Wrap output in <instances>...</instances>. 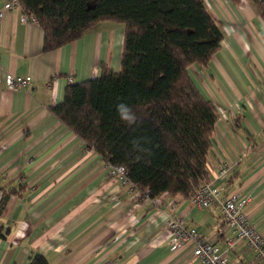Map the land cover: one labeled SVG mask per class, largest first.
Returning a JSON list of instances; mask_svg holds the SVG:
<instances>
[{
  "label": "crops",
  "instance_id": "crops-1",
  "mask_svg": "<svg viewBox=\"0 0 264 264\" xmlns=\"http://www.w3.org/2000/svg\"><path fill=\"white\" fill-rule=\"evenodd\" d=\"M0 0V264H198L190 248L170 252L168 218L213 240L227 264H258L240 241L221 231L218 206L196 209L180 195L141 201L49 108L72 83L119 69L122 26L97 24L78 40L42 51V31L19 21ZM220 25L219 51L188 75L215 106L208 169L228 168L224 194L264 238V19L252 0H202ZM29 77L27 89H6L4 74Z\"/></svg>",
  "mask_w": 264,
  "mask_h": 264
},
{
  "label": "trees",
  "instance_id": "trees-1",
  "mask_svg": "<svg viewBox=\"0 0 264 264\" xmlns=\"http://www.w3.org/2000/svg\"><path fill=\"white\" fill-rule=\"evenodd\" d=\"M42 31V51L78 40L97 24L122 26L119 69L68 84L52 117L149 198L188 200L207 181L218 113L188 75L219 51V23L202 0H16ZM232 4L238 0H229ZM264 19L262 0H252ZM129 107L122 120L117 105ZM7 195L0 197V213ZM0 226V238H2ZM29 264H46L39 255Z\"/></svg>",
  "mask_w": 264,
  "mask_h": 264
},
{
  "label": "built area",
  "instance_id": "built-area-1",
  "mask_svg": "<svg viewBox=\"0 0 264 264\" xmlns=\"http://www.w3.org/2000/svg\"><path fill=\"white\" fill-rule=\"evenodd\" d=\"M264 7V0H262ZM5 10H19V4L16 0H9L6 3ZM19 21L22 23H35L32 18L20 15ZM69 81V80H68ZM2 83L6 89H27L30 84L29 77H18L5 73L2 77ZM103 170L106 176L110 178L121 179L123 184L128 185L133 191L135 198L141 201H156V198H149L147 192H139L125 179V172L120 166H113L103 162ZM208 168V164H207ZM228 168L223 164L216 165V169H208L207 181L188 199L189 204L196 209H209L216 205L222 218L223 233L232 231L233 237L226 241V248H231L240 241L245 242V250L253 253V259L258 264H264V238L256 231L247 217L240 212V204L235 197L224 194L222 182L225 180ZM168 230L167 245L169 251L178 252L182 247L190 248L191 256L198 264H227L226 252L218 251L213 240H207L197 234L195 229H186L181 220L175 217L168 218L166 223Z\"/></svg>",
  "mask_w": 264,
  "mask_h": 264
},
{
  "label": "clouds",
  "instance_id": "clouds-1",
  "mask_svg": "<svg viewBox=\"0 0 264 264\" xmlns=\"http://www.w3.org/2000/svg\"><path fill=\"white\" fill-rule=\"evenodd\" d=\"M117 112L120 115L122 120L131 122L133 117L129 115L130 109L124 104L117 105Z\"/></svg>",
  "mask_w": 264,
  "mask_h": 264
},
{
  "label": "bare ground",
  "instance_id": "bare-ground-1",
  "mask_svg": "<svg viewBox=\"0 0 264 264\" xmlns=\"http://www.w3.org/2000/svg\"><path fill=\"white\" fill-rule=\"evenodd\" d=\"M121 167V166H120Z\"/></svg>",
  "mask_w": 264,
  "mask_h": 264
}]
</instances>
